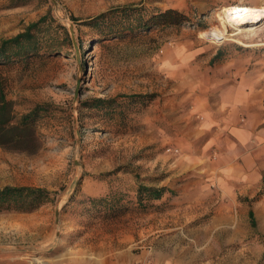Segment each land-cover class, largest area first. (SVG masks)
I'll use <instances>...</instances> for the list:
<instances>
[{"label": "rangeland", "instance_id": "374dc122", "mask_svg": "<svg viewBox=\"0 0 264 264\" xmlns=\"http://www.w3.org/2000/svg\"><path fill=\"white\" fill-rule=\"evenodd\" d=\"M233 5L264 0H0V42L45 20L38 51L1 65L16 120L43 111L36 152L0 147V188L55 196L0 211V249L49 264L68 239L93 244L102 264H264V214H212L220 188L195 163L226 55L264 41V16L247 26L220 17ZM167 9L189 20L140 27ZM96 98L100 107L85 104ZM141 183L169 195L140 205Z\"/></svg>", "mask_w": 264, "mask_h": 264}, {"label": "crops", "instance_id": "0c3cea01", "mask_svg": "<svg viewBox=\"0 0 264 264\" xmlns=\"http://www.w3.org/2000/svg\"><path fill=\"white\" fill-rule=\"evenodd\" d=\"M259 41L253 42L252 49L226 55L223 77L212 83L215 98L204 106L205 135L197 146L195 163L200 164L202 157L206 184L217 182L220 188L215 199L207 198L210 207L216 204L212 214H264V50L257 51L264 41ZM221 51L222 55L224 48ZM169 191L166 187L160 200ZM89 246L67 239L56 255L59 258L49 264H102L94 245ZM0 264L31 263L22 251L3 248Z\"/></svg>", "mask_w": 264, "mask_h": 264}, {"label": "trees", "instance_id": "16d2710c", "mask_svg": "<svg viewBox=\"0 0 264 264\" xmlns=\"http://www.w3.org/2000/svg\"><path fill=\"white\" fill-rule=\"evenodd\" d=\"M105 15L106 13H103L95 17L96 24H99ZM43 19L28 25L23 32L0 42V147L8 150L33 153L40 147L36 121L43 107L37 105L16 120L15 102L8 96L6 77L1 71V65L38 51L39 38L36 31L45 21ZM187 20L188 15L177 9L160 10L150 19H140V27H149L150 24H181ZM218 55L219 53L216 57ZM102 102L104 100L96 98L85 104L91 108H98ZM165 191L166 187H153L141 183L137 190L139 204L145 205L143 204L145 201H158ZM54 200L53 192L45 187L5 185L0 188V211L31 212Z\"/></svg>", "mask_w": 264, "mask_h": 264}, {"label": "bare ground", "instance_id": "6f19581e", "mask_svg": "<svg viewBox=\"0 0 264 264\" xmlns=\"http://www.w3.org/2000/svg\"><path fill=\"white\" fill-rule=\"evenodd\" d=\"M224 21H232L240 25H248L261 20L264 16V8H253L245 5H233L223 9L219 13Z\"/></svg>", "mask_w": 264, "mask_h": 264}]
</instances>
